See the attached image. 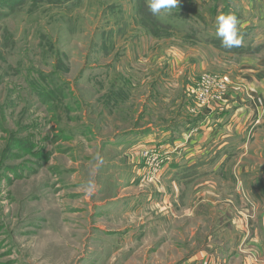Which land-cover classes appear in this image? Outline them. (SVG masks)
Returning <instances> with one entry per match:
<instances>
[{
    "label": "rangeland",
    "instance_id": "1",
    "mask_svg": "<svg viewBox=\"0 0 264 264\" xmlns=\"http://www.w3.org/2000/svg\"><path fill=\"white\" fill-rule=\"evenodd\" d=\"M147 3L0 0V264L264 258L237 241L264 236V128L239 158L193 157L186 183L170 165L191 162L176 153L199 126L249 105L264 55L217 48L216 18L264 15V0H178L155 16ZM258 30L247 42H264Z\"/></svg>",
    "mask_w": 264,
    "mask_h": 264
},
{
    "label": "crops",
    "instance_id": "2",
    "mask_svg": "<svg viewBox=\"0 0 264 264\" xmlns=\"http://www.w3.org/2000/svg\"><path fill=\"white\" fill-rule=\"evenodd\" d=\"M256 12H254L255 15ZM248 15L247 19L250 21H253V24H249L248 20L246 17L241 16L240 18V33L243 36V43L239 47H233L231 49L225 50L227 53H236V54H241L243 56H251V55H264V42H261L260 44L258 42H247V38L249 35V32H258V28H264V23L262 22V18L264 17L263 14H258V16ZM246 16V15H244ZM255 17V19H253ZM264 19V18H263ZM244 20H247V22H244ZM254 28V29H253ZM257 28V29H255ZM255 34V33H254ZM257 47L258 52H245V53H240L241 50L243 49H250ZM245 54V55H244ZM253 59V58H252ZM256 60V59H253ZM264 61V60H262ZM257 62V61H256ZM249 82L253 83L256 82L257 90L253 89V87L249 90V96H250V101L249 105L246 104L245 106H241L237 108H233L231 111H224L223 113H219L217 118L212 122L213 129H211V133L206 134L208 132L204 133V136L202 131H210V127H207L206 124H203L202 126H199V131L201 133L194 135L190 140L186 141H180L182 146L181 151L183 153H176V155H180L178 157H191L188 165L186 167L182 168L181 165H176L177 161H185V159H178L175 161H171L170 163L171 167H175V171H181L178 176L181 174L183 175V179L185 180L184 183L187 182L189 176L187 174V167H191L194 164L192 162L193 157H212L214 154L216 157H220L223 155V157H238L237 154L241 151V149L244 147V151H248V145L251 143L253 139H255L258 136V133L263 130L264 128V118L261 119L262 115L260 114V111L264 107V71L256 73L254 75H249ZM232 116V120L230 123H228L225 126H222L221 122L225 120V118ZM261 119V121H260ZM219 120V121H218ZM256 122V125L254 126V123ZM196 127L198 125H192L191 127ZM208 129V130H207ZM159 142L163 138V134L159 133ZM200 135V136H198ZM148 138V137H147ZM145 141L147 140L144 138ZM215 149V151L212 153V150ZM178 150V149H177ZM255 154V152H253ZM177 157V156H175ZM239 158V157H238ZM199 159V160H200ZM199 160H195V163L198 162ZM181 169V170H180ZM205 170V169H204ZM171 174H174V170ZM253 172V171H252ZM261 174H256V177L260 179L261 181L254 186L256 188V194L260 193L262 197L260 198V203L264 204V172L263 170L260 171ZM260 175V176H259ZM181 182V181H179ZM183 183V181L181 182ZM247 193V192H246ZM254 201L248 202V205L251 207H254L253 205ZM239 222V221H238ZM239 227V226H238ZM264 230V226L262 228ZM247 236V235H246ZM243 236L238 238V242L243 243L242 241H246L247 239H251V244L256 246L257 248H264V236L258 237L257 234H254L253 237L251 236ZM241 240V241H240ZM245 245V244H244ZM241 247V246H240ZM253 257L259 256L258 260L256 259L249 260V264H264V258H262L263 252H261L259 249L253 250L249 252Z\"/></svg>",
    "mask_w": 264,
    "mask_h": 264
},
{
    "label": "clouds",
    "instance_id": "3",
    "mask_svg": "<svg viewBox=\"0 0 264 264\" xmlns=\"http://www.w3.org/2000/svg\"><path fill=\"white\" fill-rule=\"evenodd\" d=\"M178 0H148L147 7L152 15L161 10L170 11L177 7ZM240 20L234 13L221 14L216 18V35L220 38L223 48L239 47L243 43V36L239 29Z\"/></svg>",
    "mask_w": 264,
    "mask_h": 264
},
{
    "label": "built area",
    "instance_id": "4",
    "mask_svg": "<svg viewBox=\"0 0 264 264\" xmlns=\"http://www.w3.org/2000/svg\"><path fill=\"white\" fill-rule=\"evenodd\" d=\"M227 82H228V79L226 77L217 78V81L208 80V79L206 80L205 79L203 81V86L207 85L206 88H204V89H207V90H205V92L203 93L202 90L198 89V90L195 91V94L199 98V101H201L200 98L201 99H205L207 97V95L209 94V90H210L211 87H213L214 85H216V87H221L223 85H226ZM214 99L219 100L220 96L219 95L218 96H214ZM143 156H145V157H154V156H151L150 153H148V152H145V154Z\"/></svg>",
    "mask_w": 264,
    "mask_h": 264
},
{
    "label": "trees",
    "instance_id": "5",
    "mask_svg": "<svg viewBox=\"0 0 264 264\" xmlns=\"http://www.w3.org/2000/svg\"><path fill=\"white\" fill-rule=\"evenodd\" d=\"M220 45H221V44H220ZM215 46H216L217 48H219V49H221V48H222V49H225V48L222 47V45H221V46L215 45ZM247 50H248V49H243V50L240 51V53H243L244 51H247Z\"/></svg>",
    "mask_w": 264,
    "mask_h": 264
}]
</instances>
